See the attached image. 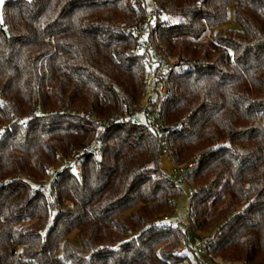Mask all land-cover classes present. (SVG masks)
Segmentation results:
<instances>
[{"label": "trees", "instance_id": "1", "mask_svg": "<svg viewBox=\"0 0 264 264\" xmlns=\"http://www.w3.org/2000/svg\"><path fill=\"white\" fill-rule=\"evenodd\" d=\"M152 3L2 1L0 264H264V0ZM157 48L178 62L160 127L141 106ZM165 146L195 162L185 225Z\"/></svg>", "mask_w": 264, "mask_h": 264}, {"label": "rangeland", "instance_id": "2", "mask_svg": "<svg viewBox=\"0 0 264 264\" xmlns=\"http://www.w3.org/2000/svg\"><path fill=\"white\" fill-rule=\"evenodd\" d=\"M3 0H0V7L1 3ZM145 2V7L148 12L153 10V3L152 0H144ZM232 3H230L227 6L226 9V20L225 23L221 25V27H228L232 29L237 28V24L235 23L233 19V11H232ZM140 30H143L142 25L139 26L138 28V33ZM140 34V33H139ZM141 40L145 39V35L142 34L140 37ZM159 52H161L168 60H174L177 61L176 59H169V57L165 54L162 48H157ZM151 65V66H150ZM147 65V78H146V88H145V96L141 101V106L144 108L146 106V103L148 102L149 98L154 97L155 92H152L153 88H160L163 85L162 81H154V64ZM134 119L136 121H141L143 122L145 120L144 113L143 112H137L134 115ZM68 159V158H67ZM62 160V159H61ZM160 169L162 170L163 173L168 175L171 179L175 180L181 188V195L177 198L175 205L173 206L171 212H170V217L172 221H177L180 220L182 221L183 225L186 224L187 219H188V208H189V202H190V191L188 190V187L186 184H181L179 183V175L174 172V166L175 164L171 160L169 154L166 151H163L161 156H160ZM62 167L61 163H57L56 168ZM77 168V166H76ZM51 177V172H49L47 179H50ZM188 233V242L190 248L194 246V239L199 236H205L206 234L200 231H194L190 226L188 227L187 230ZM71 240L76 244L77 243V237L75 233H72L71 235ZM199 253V252H198ZM203 257V255H200Z\"/></svg>", "mask_w": 264, "mask_h": 264}, {"label": "built area", "instance_id": "3", "mask_svg": "<svg viewBox=\"0 0 264 264\" xmlns=\"http://www.w3.org/2000/svg\"><path fill=\"white\" fill-rule=\"evenodd\" d=\"M154 60L156 64L165 72L160 78V81L163 82V85L160 88H153L152 92H155L154 97L149 98L146 106L144 107L146 110L147 119L156 127H160L163 124V121L160 116V107L162 102L166 99L168 95V80L167 74L171 73L174 69L178 68V62L174 60H168L161 52H157L154 55ZM128 115V114H127ZM116 118V116H115ZM1 129V128H0ZM99 147V141L95 140L92 144L87 147L88 153H96ZM165 151L171 155L170 150L165 146ZM77 158L74 157L72 159L64 158L62 159V163L65 166H72L73 168H78ZM195 162H189L186 164H175L174 172L179 175V183L185 184L187 174L193 168ZM76 168V169H77ZM167 217L165 216L164 219ZM180 223V220H178ZM206 240L204 236H199L194 239V245L201 252L204 251L206 246Z\"/></svg>", "mask_w": 264, "mask_h": 264}, {"label": "water", "instance_id": "4", "mask_svg": "<svg viewBox=\"0 0 264 264\" xmlns=\"http://www.w3.org/2000/svg\"><path fill=\"white\" fill-rule=\"evenodd\" d=\"M4 31L7 32L6 29H4Z\"/></svg>", "mask_w": 264, "mask_h": 264}]
</instances>
